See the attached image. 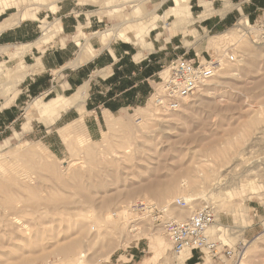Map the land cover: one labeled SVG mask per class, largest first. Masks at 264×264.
I'll return each mask as SVG.
<instances>
[{
  "label": "rangeland",
  "instance_id": "obj_1",
  "mask_svg": "<svg viewBox=\"0 0 264 264\" xmlns=\"http://www.w3.org/2000/svg\"><path fill=\"white\" fill-rule=\"evenodd\" d=\"M63 1L74 0H56V10L45 6L38 19L22 20L28 25L24 40L32 44L0 40V264H175L163 225L146 218L131 225L122 211L137 199L170 204L173 219L213 205L211 237L220 236L230 247L241 244V264H264V44L251 40L245 22L236 25L241 19L226 31L208 32L177 12L174 0H79L89 12L66 19L59 8ZM165 10L166 19H156L157 27L145 37L154 43L143 59L154 63L151 92L190 45L195 48L187 56L196 61L227 51L237 61L224 62L175 111L146 102L104 112L98 107L102 86L96 83L88 84L82 109L73 106L54 120L48 117L50 100L71 96L78 87L41 67L44 46L69 42L72 52L82 46L76 41L95 47L114 43L136 52L144 45L116 37L115 31L126 30L135 39L137 28ZM19 12L8 9L0 21ZM63 21L71 25L65 32ZM178 28L182 31L170 40ZM189 38L193 42L183 41ZM33 45L34 52L24 57ZM21 66L25 76L13 86L3 73ZM186 197L192 200L179 206L177 200ZM240 220L241 234L216 227L218 222L234 227ZM198 263L236 264L223 253L216 258L197 253L186 261Z\"/></svg>",
  "mask_w": 264,
  "mask_h": 264
},
{
  "label": "crops",
  "instance_id": "obj_2",
  "mask_svg": "<svg viewBox=\"0 0 264 264\" xmlns=\"http://www.w3.org/2000/svg\"><path fill=\"white\" fill-rule=\"evenodd\" d=\"M174 1L178 7L177 12H185L186 19H197L200 22V27L208 32H223L234 26L240 19L236 25L243 22L250 23L264 16V0H198V3L194 5L189 4L190 0ZM55 2L56 0H6L0 7V15L13 7H17L20 12L18 14H11L0 21V40L9 44L20 43L24 46L32 44L24 40L28 25L24 24L22 20L29 18L38 19V12L45 6L56 10L57 6ZM163 3L164 1L160 5ZM87 6L88 4H82L79 0H74L72 2H61L59 8L63 13V17L66 19L69 16L75 18V16L86 15L89 12ZM175 10L176 8L171 9V11ZM167 12L168 10H165L163 15L157 14L148 25H142L137 28L135 30V39H132L126 30L115 31L116 33L113 35L116 37L127 41L134 40L136 43L144 45L145 48L141 47L136 52H129L130 47L127 45H115L114 43L95 47L92 43L76 41L75 45L79 46V44H82V46L78 50L74 48L72 52L69 49V42L59 47L55 46L56 48L53 47L54 45L50 47L44 46L42 54L38 57L41 67L46 71L60 72L66 76L65 83L69 87H78V90L71 96L59 95V97L51 99L52 105L50 104L47 107L49 110L46 112L48 117L54 120L60 116L63 110L73 106L82 109L88 93V84L91 88L96 83L102 86L99 92L103 99L98 104V107L100 109L103 108L104 112L113 113L125 107H134L142 103H149V98L152 94L150 84L156 82V79H153L156 72L153 70L154 63H152V60L143 62V59L147 56L145 50L151 53L153 52L152 47L154 46V43L146 42L145 37L149 34L150 30L157 27L156 19H166ZM169 17L167 15L168 19ZM183 18L182 16L181 20ZM86 19L88 18L86 17ZM19 21L20 23L16 24ZM68 27H71L70 23L63 21L61 30L65 32ZM179 31L182 30L178 28L174 33H169V39L172 40L177 34H180ZM45 32L46 34L49 32V27L45 29ZM161 33L159 32L158 35ZM183 34L185 35V32ZM101 36H103L102 33ZM107 36L104 35L103 38ZM20 40L22 41L20 42ZM64 40L66 39L64 38ZM185 40L188 43L193 42L190 38L183 39V41ZM60 42L62 41L59 39L58 44ZM35 47L36 45L28 47L24 57H27L30 52H34ZM191 48L195 47L191 45L187 47V50L182 56L195 59L194 57L187 56ZM73 54L74 56L71 58ZM196 54L199 53L196 52ZM25 71V66H21L14 71L7 69L3 74L6 80L15 86L23 79ZM70 100L71 102L69 103ZM96 110L97 108H94L90 111L96 112ZM112 119L111 117L109 122ZM25 126L27 124H24ZM216 227L219 232H224L223 234L235 235L237 233H243L245 225L240 220V223L234 227L223 224L222 222H218ZM160 250H166V248ZM197 253L199 252L184 250L177 254L174 263L186 264V261L192 259ZM143 264H148V262L146 261Z\"/></svg>",
  "mask_w": 264,
  "mask_h": 264
},
{
  "label": "built area",
  "instance_id": "obj_3",
  "mask_svg": "<svg viewBox=\"0 0 264 264\" xmlns=\"http://www.w3.org/2000/svg\"><path fill=\"white\" fill-rule=\"evenodd\" d=\"M247 35L254 43L264 44V17L249 24ZM236 56L227 51L224 57H214L206 62L186 57H177L168 67L161 84L152 92L149 102L164 111H175L206 82L214 78L222 69L224 62L235 63ZM179 206H186L184 199H178ZM130 223L138 219H149L161 223L164 232L176 254L184 250L198 251L216 258L221 253L228 259L238 262L242 245L228 246L220 239L209 234L215 223L216 210L213 205H205L185 219H173L170 216V204H158L147 199H137L127 206Z\"/></svg>",
  "mask_w": 264,
  "mask_h": 264
},
{
  "label": "bare ground",
  "instance_id": "obj_4",
  "mask_svg": "<svg viewBox=\"0 0 264 264\" xmlns=\"http://www.w3.org/2000/svg\"><path fill=\"white\" fill-rule=\"evenodd\" d=\"M5 6H7V5H5ZM8 8H9V7H8ZM246 25H249V22H245V25H244V26L246 27ZM248 27H249V26H248ZM116 35H118V34H116ZM73 100H74V99H73ZM70 102H71V100H70ZM51 105H52V103H51ZM57 105H58V104H57ZM55 107H56V105H55ZM58 107H59V105H58ZM54 109H55V108H54ZM48 110H49V108H45V111H46V112H48ZM51 110H52V109H51ZM45 111H44V112H45ZM46 112H45V113H46ZM31 152H32V151H31ZM31 152H30V154H31ZM26 153H27V152H26ZM27 154H28V153H27ZM160 195H161V194H160ZM184 200L188 203L189 201L192 200V198H191V197H186V199H184ZM122 211H123V212L125 211V213H127V215H128V216L126 215V216H127V219H130V214L126 211V209H124V210H122ZM122 211H121V212H122ZM114 215L116 216L117 213H114ZM134 229H135V228H134ZM82 256H84V255L81 254V257H82ZM243 257H244V252L241 253V255H240V257H239V260H238V262H237L236 264H241V261H242Z\"/></svg>",
  "mask_w": 264,
  "mask_h": 264
}]
</instances>
